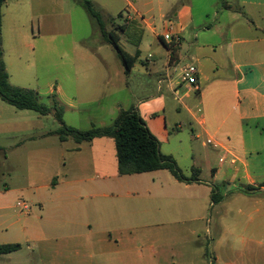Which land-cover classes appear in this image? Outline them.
Wrapping results in <instances>:
<instances>
[{
  "label": "crops",
  "instance_id": "obj_1",
  "mask_svg": "<svg viewBox=\"0 0 264 264\" xmlns=\"http://www.w3.org/2000/svg\"><path fill=\"white\" fill-rule=\"evenodd\" d=\"M186 1L173 14L172 34L178 39L173 60L162 44L166 55L161 65L142 62L138 55L125 73L140 61L146 75H156L157 93L165 85L179 99L178 111L193 126L189 143L181 146L179 133L174 139L161 134L149 114L146 127L161 153L179 166L180 159L185 162L188 178L192 169L198 170L200 181L180 183L167 170L119 176L115 147L105 154L99 138L80 144L59 141L57 150L43 151L38 160L76 174L61 180L48 176L29 183L27 190L5 185L0 190V245L44 244L49 248L43 256L39 252L41 264H264V0H230L227 9L221 8L224 0ZM192 1L202 7L196 15ZM132 22L158 39L162 35L144 18ZM186 59L198 69L196 90L180 80L189 65L182 64ZM56 91L63 99L61 88ZM162 100L158 115L165 113ZM203 137L214 146L202 141V149L194 151L193 142ZM214 186L217 203L211 200ZM13 191L31 203L35 198L39 225L33 230L20 229L13 220L7 205ZM160 226L172 228L170 238L156 232ZM180 227L190 236L178 237ZM14 253L1 255L0 261L11 260Z\"/></svg>",
  "mask_w": 264,
  "mask_h": 264
},
{
  "label": "rangeland",
  "instance_id": "obj_2",
  "mask_svg": "<svg viewBox=\"0 0 264 264\" xmlns=\"http://www.w3.org/2000/svg\"><path fill=\"white\" fill-rule=\"evenodd\" d=\"M88 1L100 12L105 32L118 39L124 52L130 55L139 52L140 61L154 60L159 65L165 60V48L147 27L138 22L144 18L155 27L157 34H164L175 23L173 14L176 10L188 4L186 0ZM195 3L190 4L196 15L202 7ZM127 4L137 8L141 16L135 17ZM184 47L188 49L187 44ZM1 48L9 83L31 91L38 103L46 107L62 106L63 122L69 127L81 131L108 127L119 109L131 108L137 111L146 126V115L153 117V123L166 137L171 135L174 139L179 133L181 146L192 139L193 126L184 112L178 111L179 99L171 95L165 85L162 92L157 93L156 75H146L140 69L144 68L140 61L131 73L126 74L121 58L103 39L99 27L77 0H6L2 8ZM148 55L152 58L148 59ZM185 63L190 62L186 59L182 61ZM58 87L63 99L58 96ZM160 99H163L165 113L158 115ZM181 122L184 125L180 131ZM59 129L60 124L52 114L40 116L32 111L17 110L0 100V190L5 185L14 190H27L31 187L29 183L48 176L61 180L65 174H76L75 169L56 171L54 163L43 165L38 160L43 151H55L60 147L54 134ZM99 140L105 154L114 150L111 139ZM202 141L206 142L204 137L193 142L194 151L202 149ZM71 158L72 155H68L66 160L72 163ZM179 164L182 173L187 175V164L181 159ZM204 174L210 176L207 170ZM7 197V205L16 216L13 220H18L20 229L29 231L39 225L38 206L33 204L35 198L31 197V203L26 196L15 191ZM18 202H25L30 213L21 214L16 207ZM171 229L170 226H160L156 232L170 238ZM178 233V237L190 236L185 228L180 227ZM28 245L26 247L23 241L22 249L15 252L11 260H1L0 264H41L39 252L43 256V250L49 247Z\"/></svg>",
  "mask_w": 264,
  "mask_h": 264
},
{
  "label": "trees",
  "instance_id": "obj_3",
  "mask_svg": "<svg viewBox=\"0 0 264 264\" xmlns=\"http://www.w3.org/2000/svg\"><path fill=\"white\" fill-rule=\"evenodd\" d=\"M228 1L230 0H224L221 3L222 9L229 8L227 5ZM77 4L99 27L103 39L113 46L121 58L125 72H129L139 53L137 52L134 56L127 54L118 45V39L110 33L107 34L105 32L102 16L92 2L88 0H77ZM4 5L5 0H0V100L2 102L17 110L32 111L40 116L52 114L60 124V129L54 133L60 142L71 139L75 143L80 144L91 142L97 138L112 139L115 147L117 173L119 176L167 170L180 183L190 184L200 181L198 179V170L192 169V175L188 178L182 173L172 156L161 153L160 143L150 133L146 124L134 109L120 110L113 123L108 127H92L89 130L81 131L65 125L63 122L64 110L62 106L56 105L53 108L46 107L38 103L35 95L31 91L12 86L9 83V76L2 59V8ZM159 40L170 51L171 60H173L178 43L174 41L166 44L161 38ZM260 186L264 187V183ZM213 189L211 200L213 203H217L220 200L215 193L217 187L214 186ZM20 249L21 245L17 243L0 245V256L17 252Z\"/></svg>",
  "mask_w": 264,
  "mask_h": 264
},
{
  "label": "built area",
  "instance_id": "obj_4",
  "mask_svg": "<svg viewBox=\"0 0 264 264\" xmlns=\"http://www.w3.org/2000/svg\"><path fill=\"white\" fill-rule=\"evenodd\" d=\"M175 25H176V21H175L174 25H170L169 28H167V32L162 34L160 37L166 44L172 43L174 41L177 42V40H178L172 34V29ZM151 58H152V56L148 55V59H151ZM197 75H198V69L196 68V66L193 64H189V65L185 66L182 70V74H181V78H180L181 83L183 85H186L190 89L196 90V84H197V80H198ZM175 94L178 96V91H175ZM214 144L215 143L212 139L208 138L206 140V145L214 146ZM219 162L220 163L224 162V158L220 157ZM234 162L235 161L233 159L230 160L231 164H234ZM16 206L23 213H28L30 210V207H28V205L25 202H18L16 204Z\"/></svg>",
  "mask_w": 264,
  "mask_h": 264
}]
</instances>
